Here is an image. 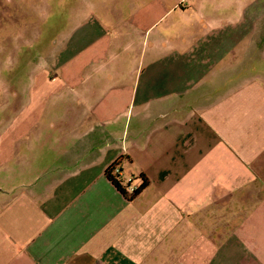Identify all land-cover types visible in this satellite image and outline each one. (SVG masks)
I'll return each mask as SVG.
<instances>
[{
    "label": "crops",
    "instance_id": "crops-1",
    "mask_svg": "<svg viewBox=\"0 0 264 264\" xmlns=\"http://www.w3.org/2000/svg\"><path fill=\"white\" fill-rule=\"evenodd\" d=\"M181 2L165 36L161 0L75 17L0 132V264H264V0Z\"/></svg>",
    "mask_w": 264,
    "mask_h": 264
},
{
    "label": "rangeland",
    "instance_id": "rangeland-1",
    "mask_svg": "<svg viewBox=\"0 0 264 264\" xmlns=\"http://www.w3.org/2000/svg\"><path fill=\"white\" fill-rule=\"evenodd\" d=\"M141 1L149 0H0V132L16 114L18 104L32 99L35 86L54 85L48 74H57L58 69L50 62L72 33L75 17L90 13L95 25L110 32H119L133 22L136 24L130 27L135 31L151 23H141L134 13L148 6ZM175 2L161 0L155 6L154 13L160 20L150 29L151 36L175 31L170 25H177L182 19L181 10H187L189 19V6L181 2L172 8ZM184 23L183 19L178 24ZM10 179L19 181L12 175Z\"/></svg>",
    "mask_w": 264,
    "mask_h": 264
},
{
    "label": "built area",
    "instance_id": "built-area-1",
    "mask_svg": "<svg viewBox=\"0 0 264 264\" xmlns=\"http://www.w3.org/2000/svg\"><path fill=\"white\" fill-rule=\"evenodd\" d=\"M115 175L112 174V178L119 182L121 187V192L127 197L132 196L135 192L140 190L141 184H136L133 177H128L126 179H121V173L119 169H114Z\"/></svg>",
    "mask_w": 264,
    "mask_h": 264
},
{
    "label": "trees",
    "instance_id": "trees-1",
    "mask_svg": "<svg viewBox=\"0 0 264 264\" xmlns=\"http://www.w3.org/2000/svg\"><path fill=\"white\" fill-rule=\"evenodd\" d=\"M115 169V165H112L111 167H109L106 171V177L118 188L121 190V187H120V184L118 181H116L115 179L112 178V173ZM140 179H141V186H140V190L143 189L145 186H146V179H144L142 176H140ZM139 190V191H140ZM122 191V190H121ZM120 191V192H121ZM138 191V192H139ZM138 192H135L132 196H134L135 194H137ZM132 196L128 197V198H131Z\"/></svg>",
    "mask_w": 264,
    "mask_h": 264
}]
</instances>
